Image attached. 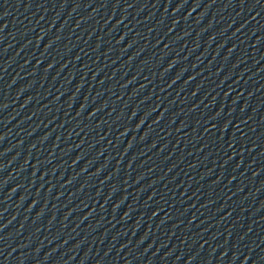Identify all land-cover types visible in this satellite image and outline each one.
<instances>
[{"label":"water","instance_id":"obj_1","mask_svg":"<svg viewBox=\"0 0 264 264\" xmlns=\"http://www.w3.org/2000/svg\"><path fill=\"white\" fill-rule=\"evenodd\" d=\"M0 264H264V0H0Z\"/></svg>","mask_w":264,"mask_h":264}]
</instances>
